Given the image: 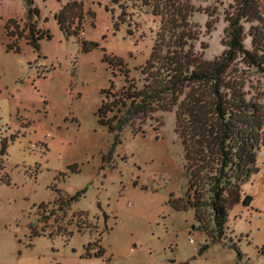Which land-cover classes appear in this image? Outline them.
Segmentation results:
<instances>
[{
    "label": "rangeland",
    "instance_id": "obj_1",
    "mask_svg": "<svg viewBox=\"0 0 264 264\" xmlns=\"http://www.w3.org/2000/svg\"><path fill=\"white\" fill-rule=\"evenodd\" d=\"M34 1L53 38L42 40L39 52L23 42L17 53L7 50L4 24L26 17L25 1L0 0V264H264V145L258 172L244 185L251 205L238 204L229 214L225 240L240 245V262L221 244L199 253L206 234L193 228L194 211L176 212L168 203L171 194L184 195L187 181L175 110H158L127 126L122 143L107 155L113 137L95 112L101 91L111 80L122 86L124 77H113L103 50L141 78L137 67L150 55L159 17L139 0H81L83 29L101 44L84 53L54 18L69 0ZM189 2L195 51L207 60L221 56L236 0ZM121 17L125 22L116 31ZM243 25L248 31L252 23ZM245 43L251 47V36ZM229 78L242 81L247 98L264 107V76L243 55L233 61ZM34 229L39 234L32 236ZM96 242L101 256L94 254Z\"/></svg>",
    "mask_w": 264,
    "mask_h": 264
},
{
    "label": "trees",
    "instance_id": "obj_2",
    "mask_svg": "<svg viewBox=\"0 0 264 264\" xmlns=\"http://www.w3.org/2000/svg\"><path fill=\"white\" fill-rule=\"evenodd\" d=\"M24 1L26 17L19 20L10 17L4 24L6 47L20 53L24 42L39 52L41 41L51 40L53 34L41 25V10L35 1ZM110 1L119 3V0ZM139 1L159 17L160 27L149 57L137 67L141 78L131 76L123 59L103 50L102 61L113 77L119 74L124 77L122 86L116 87L111 80L101 91L102 101L95 112L98 123L113 137L107 155L122 143L127 126H134L135 121L158 110H175L187 181L184 195L171 194L168 203L175 211H194L195 227L206 234L199 253L221 244L233 248L240 262L243 259L240 245L227 243L225 235L230 211L238 204L248 207L253 200L243 186L258 172L257 153L264 145V107L247 98L243 82L230 79L229 73L233 61L241 54L249 66L264 76V0H236L226 29L228 46L221 56L212 60L204 59L194 49L195 32L190 21L193 7L189 0ZM87 14L95 25V11L89 10ZM85 15L81 0H69L54 17L59 29L67 37H76L81 51L88 53L101 44L81 37ZM243 21L252 23L248 31ZM124 22L122 17L115 22V30ZM248 36L252 38L250 48L245 43ZM140 131L132 130L135 135ZM6 149L7 141H4L1 153H6ZM69 169L79 171L75 166ZM47 206L42 203L39 208L44 211ZM37 234L34 229L32 236ZM95 246L98 249L94 254L101 256L104 250L97 242ZM263 247L259 248L260 254H264Z\"/></svg>",
    "mask_w": 264,
    "mask_h": 264
},
{
    "label": "crops",
    "instance_id": "obj_3",
    "mask_svg": "<svg viewBox=\"0 0 264 264\" xmlns=\"http://www.w3.org/2000/svg\"><path fill=\"white\" fill-rule=\"evenodd\" d=\"M55 18V17H54ZM41 25L42 26H44V24H43V22H41ZM85 27H86V21H85ZM85 38L86 39H88V37H87V30H86V28H85ZM89 40V39H88ZM251 179V178H250ZM250 179L248 180V181H250ZM247 181V182H248ZM245 185V184H244ZM243 188H244V186H243ZM244 192H245V190H244ZM246 193V192H245ZM171 207V206H170ZM245 207V206H244ZM249 207V206H248ZM175 211V210H174ZM176 212H179V211H176ZM182 212V211H181ZM195 220V219H194ZM229 226V225H228ZM195 226L193 225V228H194ZM193 237V236H192ZM104 250V249H103Z\"/></svg>",
    "mask_w": 264,
    "mask_h": 264
},
{
    "label": "built area",
    "instance_id": "obj_4",
    "mask_svg": "<svg viewBox=\"0 0 264 264\" xmlns=\"http://www.w3.org/2000/svg\"><path fill=\"white\" fill-rule=\"evenodd\" d=\"M84 33H85V31H82V32H81V34H84ZM190 239H191V240H194V238H193L192 236L190 237Z\"/></svg>",
    "mask_w": 264,
    "mask_h": 264
},
{
    "label": "flooded vegetation",
    "instance_id": "obj_5",
    "mask_svg": "<svg viewBox=\"0 0 264 264\" xmlns=\"http://www.w3.org/2000/svg\"><path fill=\"white\" fill-rule=\"evenodd\" d=\"M54 206H55V204H54Z\"/></svg>",
    "mask_w": 264,
    "mask_h": 264
}]
</instances>
